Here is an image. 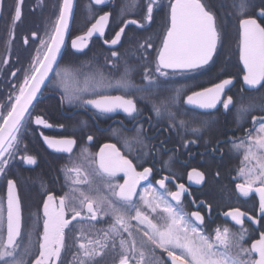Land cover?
Returning a JSON list of instances; mask_svg holds the SVG:
<instances>
[{
	"label": "snow or ice",
	"instance_id": "snow-or-ice-1",
	"mask_svg": "<svg viewBox=\"0 0 264 264\" xmlns=\"http://www.w3.org/2000/svg\"><path fill=\"white\" fill-rule=\"evenodd\" d=\"M108 3L109 0H89L87 18H94V6H103L99 9L103 14L83 35L72 39L73 49L82 52L94 34L104 37L112 15L103 10ZM24 5L25 0H13L8 10L11 26L6 46L9 52L16 28L23 20ZM36 7L41 10L47 7L45 0H36ZM51 7L53 15L44 20L43 36L33 31L23 37V45L27 46L30 39H38L39 47L28 68L22 71V79L11 83L7 102L0 103V177L7 179L21 151L23 130L30 122L44 128L53 127L43 116L33 115L37 95L42 94L41 88L52 73L55 78L49 86L62 92L61 104L66 101L86 108L91 106L100 114L123 112L135 121L141 114L138 100H147L156 116L167 120L164 131L179 133L190 129L193 134H199L207 127V121H197L195 115L189 116L180 107L183 90L170 91L168 78L177 73H195L214 63L218 48L229 37L230 21L223 14L222 0H168L166 5L162 0H128L120 6L122 26L113 38L104 40L110 46L121 44L130 25L146 29L154 19V12L167 9L169 23L155 58L154 71L158 75H153L152 69L145 66L142 72L145 83L139 86L131 79L135 67L127 58L121 62L117 50L111 51V59L105 58V64L119 73L114 80L101 68L87 73L83 67L59 68L58 58L62 59L69 22L74 16V0H57ZM228 7L231 9L228 15L235 17L238 24L239 60L246 86L240 91L264 96V0H231ZM2 11L3 0H0ZM129 14L139 15L140 19H129ZM152 47L148 37L131 55L139 53L137 58L146 60L145 53ZM8 63V58L2 61V65ZM18 71H11V76L16 77ZM80 76H83L82 85ZM230 85H233L232 79H221L211 87L193 90L183 104L203 110L222 105L225 112L235 108L238 125L257 109L264 113V103L257 105L252 97L241 96L239 102L234 101L226 92V89L230 91ZM113 90L121 94H111ZM251 120L252 127L246 129V135L239 143L233 142V149L243 156L238 171L242 182L236 183L235 191L238 199H247L253 193L258 196L257 214L250 215L234 207L223 212L224 225L206 230L207 218L201 210L207 208L210 215L212 206L200 201L197 210H185L183 197L190 195L189 189L175 182L171 158L165 162L169 174L155 182L158 188L150 180L154 168L142 167L138 171V165L129 158L137 145L141 148L138 158L153 151L145 142V130L141 126L133 136L122 137L128 154L115 143H106L91 158L85 148L79 160H70L61 170L69 191L58 197L45 193L42 232L38 231V215L30 226L25 225L17 182L7 179L6 210L0 203V264H264V114L251 115ZM197 123L199 126H193ZM113 135H120V130L113 129ZM87 139L91 141L93 137L89 135ZM44 142L58 153L69 154L76 144L74 139L56 140L48 136H44ZM195 143V140L185 141L182 147ZM210 151L214 154L220 149L217 146ZM20 160L28 165L37 163L35 156L27 154L26 146ZM81 161H90L88 167ZM121 173L123 183L116 181ZM219 175V171L215 172L213 179ZM188 180L206 184L207 174L194 168L188 173ZM142 181L147 184L138 192ZM170 184H174L175 190ZM245 218L261 229L259 238L247 247L249 229L244 226ZM229 221L240 227L233 230L226 226ZM68 256L70 260L65 259Z\"/></svg>",
	"mask_w": 264,
	"mask_h": 264
},
{
	"label": "flooded vegetation",
	"instance_id": "flooded-vegetation-1",
	"mask_svg": "<svg viewBox=\"0 0 264 264\" xmlns=\"http://www.w3.org/2000/svg\"><path fill=\"white\" fill-rule=\"evenodd\" d=\"M124 2L126 3L128 0H124ZM167 2L168 0H162V3L165 5ZM45 3L47 7L41 10L40 8L36 7V0H25V5L23 7V20L22 23H19L16 28L15 39L12 41L11 51L9 52L6 46L9 38L8 32L11 26V19L9 17L8 10L12 7L13 0H3V11L0 12V103L7 102L6 97L12 91L11 83L22 79V71L28 68L31 57L35 54V49L39 47L38 39H30V42L27 46L23 45L22 40L25 35L30 36L33 31L37 32L38 36H43L44 20L46 17H51L53 15V9L51 5L53 3H57V0H45ZM88 4L89 0L74 1V16L72 18L74 28L71 35L68 32L65 40V48L62 49V53H66V61H63L61 64L59 58L57 66L59 68L68 67L73 70L83 67V71L86 73L94 70L95 68H101L106 75L110 76V78L117 79L119 73L111 69L110 65L105 64V58L107 57L111 59V51L117 50L120 54L121 62L127 58L129 63L136 69L131 75L132 82L138 86L142 85L143 60H139L137 58L139 53L136 55H131V53L136 51L138 45L143 43L140 36L134 37L131 35L129 37H122L121 44L116 46H110L109 44L104 43L105 39L110 40L113 38L115 31H118L119 26H122L119 13L120 6L124 3L115 4V0H109L108 6L103 9L104 11L112 13L109 24L105 29L104 37L94 34L88 40V47L82 52H78L71 47L72 39L83 35L91 26V24L95 22V19L98 18L99 15L103 14V11L99 10L103 6H94L96 8L95 16L92 19H88ZM230 11L231 9L225 5L223 14L230 21L228 27L229 36L235 37V40L238 43L237 19L231 15H228ZM166 12V8L154 12V19L152 23L146 25V27L149 25L154 26V32H156L155 40L157 41V45L154 51L153 60L154 75H158L155 74L154 71L157 50L162 45V40L169 23ZM128 18L140 19V16L129 14ZM129 27L135 28L134 25H130ZM135 30H137L139 33H142L144 29L135 28ZM219 50L220 48H218V52L216 56H214V61L219 55ZM5 58H8L9 60V63L6 66L2 65V61ZM212 65L213 64H210L209 66H206V69L198 70L195 73H177L175 75H170L169 78L200 75L201 73L206 72V70L212 67ZM17 69L20 70L17 72V76L12 77L11 71H16ZM168 71L171 72V70ZM54 78V73H52L48 82L41 91L42 94L39 95V99H37L36 102L40 101L46 105L52 106L53 108H58L60 115L51 117L49 119L43 116L46 120H48L49 123L53 125L51 128L35 126L34 122H30L27 125L26 130L23 131L24 133L22 135L20 144L21 151L17 154L15 161H13L11 171L7 176V179H14L17 182V194L21 200L22 216L25 225L30 226L35 216L38 215L40 218V227L38 229L39 232H42L43 201L46 199L45 193L48 192L58 197L69 191L65 174L61 170L65 166L69 165L70 160H79L82 149L86 148L87 154L91 158L100 151V148L104 144L115 143L123 153L127 154L124 151L122 137L133 136L135 134V129L141 126L145 130L144 138L146 139L153 140L154 138H159V136H161V134L163 135L164 133L169 135L168 131H164L165 128L163 126H159L160 122L158 120H156L155 125L151 127L153 121L151 122L149 117L143 114V107L145 105H149V101L138 100V107L141 110V114L135 121L128 118L123 112L122 114H100L96 112V110L85 109L83 105L78 103L68 104L65 101L63 104H61L62 92L57 88L49 86V82ZM79 79L81 80L82 85L83 76H80ZM239 87L241 88L242 86L240 85ZM243 87L246 86L243 85ZM111 94L119 95L121 93L119 91L113 90ZM186 108L188 112L194 113L197 119L202 117V115L216 116L225 112L222 105H217L216 109L211 110L197 109L189 105H187ZM113 129H119L120 135H113ZM26 131L28 135L26 134ZM41 135L48 136L52 139H74L76 141L74 150L69 155L50 153L43 146ZM89 135L93 137L91 141L87 139ZM25 146L27 147V154L35 156L36 160L38 161V163L35 165H28L21 162L20 155L24 153ZM152 149L153 151L148 157L150 162L138 166L137 170H142V167H153L154 172L152 177H150V180L152 181L153 185L158 188L159 186L155 184L156 180L160 179L162 176L168 175L169 173L165 167V164L160 163L159 144H153ZM162 152L164 154L168 153L167 161H169L171 158V169L175 173V182L183 183L189 189L190 195L185 194L183 197L185 210L188 212L197 210L200 201H205L207 204L208 199L214 205L210 215L207 208L201 210V214L205 215L207 218L206 230H211L217 225H224L225 217L223 216V212L229 211L234 207H239L242 211H247L250 215L257 214L256 210L258 209V196L255 193H253L252 196L247 199L242 197L238 199L239 194L235 191V185L238 182H242L238 175L232 176L230 179L229 183L231 184V191L234 193V196L230 198L231 205H229V208L224 211L225 205L222 200L218 203L215 200L213 201L212 197H208L206 195L207 192L205 191V187L209 183L208 180L206 184H195L190 182L188 180V173L194 168H192V166L189 164L187 169H181L179 164L175 163L174 149H169L167 151L162 150ZM201 156H203L202 161H204V157L206 156ZM186 157L189 160L193 159L190 153H188ZM81 162L84 163L85 167H88V163L90 161ZM204 163L205 161L202 164ZM180 165H182L181 167H186L185 165L187 164L180 163ZM45 169L49 171L48 176H44L47 175ZM195 169L201 171L199 168ZM7 179L0 177V203H3L5 210L7 207ZM116 181L123 183L122 173L117 176ZM213 182L218 186L220 181L215 180ZM146 184L147 181H142L137 191H141L142 188L146 186ZM170 187L172 190H175L174 184H170ZM193 201H195V203H193ZM226 226L233 228V230H236L240 227L231 221H229ZM244 226L248 227L249 229L245 241V246L247 247L250 246L251 242L259 238L261 229L259 225H252L251 222L247 220V218H245ZM36 238V236L33 237L34 240ZM65 259L70 260L71 257L68 256Z\"/></svg>",
	"mask_w": 264,
	"mask_h": 264
},
{
	"label": "trees",
	"instance_id": "trees-1",
	"mask_svg": "<svg viewBox=\"0 0 264 264\" xmlns=\"http://www.w3.org/2000/svg\"><path fill=\"white\" fill-rule=\"evenodd\" d=\"M224 5H230L231 0H222ZM125 3L124 0H115V4ZM74 24L73 19L71 20L69 27V34L73 32ZM154 26L149 25L142 33H139L135 28L129 27L125 30L126 36H140L141 41L148 37H151V43L153 47L147 50V59L143 60L142 70L145 66H148L152 69L153 72V60H154V51L156 49L157 41L156 32H154ZM139 33V34H138ZM235 37L229 36L226 39L223 47H220L219 55L214 61L212 67L208 68L206 72L201 73L200 75H193L190 77H177V78H168V88L169 90L182 89L184 95L181 97L180 107L187 110L186 105L183 104V100L186 98V95H190L193 90H200L204 87H210L213 83L220 82L221 79H232L233 85H230V91L226 90L227 95H231L234 101L239 102L241 96L252 97V102L259 105L264 103V96L261 93H253L245 91L241 93L240 85L243 87L242 74L243 69L241 62L239 60V50L238 44ZM65 52L62 53V59L60 58V63L66 61ZM163 80L164 78H160ZM142 84L145 82L142 80ZM240 88V89H239ZM147 101V100H145ZM248 101L245 100V103ZM54 112H53V111ZM56 111V112H55ZM188 112V110H187ZM143 114L147 115L150 121L153 123L151 127L155 125L156 120L160 122L159 126L164 128L168 127V122L165 118L157 117L156 114L151 109V104L145 105L143 107ZM257 109L256 112L251 115H262ZM33 115H41L49 119L51 117L59 116L58 108H53L52 106L46 105L42 102L35 103V109ZM188 115H194V113L188 112ZM251 115H247L241 124L235 122L236 109L233 108L231 111L223 112L219 115H202L198 118L197 121H207V127L203 128L201 133L192 134L190 129L187 131L181 130L179 133L175 130L168 131V134L159 136V138L145 139V142L152 148L153 144H159L160 146V163L165 164L167 161V154L163 153L162 150L174 149L175 153V163L179 164L181 169H187V167L192 166V168H199L201 171L207 174L208 184L205 187L208 197H212L213 201L224 202V211L229 208L231 205L230 198L234 196V193L231 191L230 179L232 176H237L239 168L242 167V153L237 152L233 149V142L239 143L240 138H243L246 135V129L252 127ZM147 121V120H146ZM199 126V123L193 125ZM25 131V130H23ZM24 133V132H23ZM26 134L28 135L27 131ZM195 140V144H190L188 148L182 147V144L185 141ZM36 141V140H35ZM161 141H164L161 144ZM208 142L207 144L205 142ZM33 142V140H32ZM34 143V142H33ZM219 147L220 151L216 153H211L210 149L212 147ZM124 151L128 154L127 149L124 147ZM141 151L140 146H135L133 152L129 155V158L133 160L138 166L150 162L148 156L138 158V155ZM190 153L193 159H188L186 156ZM205 158V163L202 164L203 156ZM38 163V161H37ZM40 163V162H39ZM181 164H187L186 167H181ZM46 170V169H45ZM219 171L220 175L218 178L213 179L215 172ZM47 175L49 171L46 170ZM215 180L220 181L218 186L213 182ZM229 183V184H228ZM207 204L214 205L208 199ZM215 208V207H214ZM213 209V208H212ZM214 211V210H213ZM216 211V210H215Z\"/></svg>",
	"mask_w": 264,
	"mask_h": 264
},
{
	"label": "water",
	"instance_id": "water-1",
	"mask_svg": "<svg viewBox=\"0 0 264 264\" xmlns=\"http://www.w3.org/2000/svg\"><path fill=\"white\" fill-rule=\"evenodd\" d=\"M74 1H75V0H74ZM70 23H71V20H70V22H69V26H70ZM66 37H67V35H66ZM65 40H66V38H65ZM58 59H59V58H58ZM241 66H242V69H243V64H242V63H241ZM50 76H51V74H50ZM50 76H49V78H50ZM47 82H48V81L45 82V85H46ZM45 85H44V86H45ZM44 86H42L41 91L43 90ZM226 90H227V89H226ZM39 95H40V94L38 93V95H37V99H39ZM36 101H37V100H36ZM36 101H35V102H36ZM35 102H34V103H35ZM186 106H187V105H186ZM84 108H85V109H88V110H95V109H92L91 106H88L87 108L84 106ZM112 114H122V112H117V113H112ZM34 125L37 126L35 123H34ZM41 127L44 128L43 126H41ZM56 140H59V139H56ZM41 141H42L43 146H44V147L47 149V151H49L50 153H53V154H61V155H69V153H58V152H56L54 149L49 148L48 145L44 142V136H42V135H41ZM74 147H75V145L73 146V150H74ZM73 150H72V152H73ZM72 152H71V153H72ZM71 153H70V154H71Z\"/></svg>",
	"mask_w": 264,
	"mask_h": 264
},
{
	"label": "rangeland",
	"instance_id": "rangeland-1",
	"mask_svg": "<svg viewBox=\"0 0 264 264\" xmlns=\"http://www.w3.org/2000/svg\"><path fill=\"white\" fill-rule=\"evenodd\" d=\"M112 79V78H111ZM114 80V79H113ZM241 180H242V178H241Z\"/></svg>",
	"mask_w": 264,
	"mask_h": 264
}]
</instances>
